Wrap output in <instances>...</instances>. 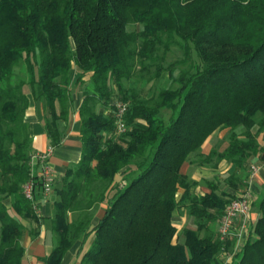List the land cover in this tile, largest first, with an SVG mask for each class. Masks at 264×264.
<instances>
[{"label": "trees", "instance_id": "16d2710c", "mask_svg": "<svg viewBox=\"0 0 264 264\" xmlns=\"http://www.w3.org/2000/svg\"><path fill=\"white\" fill-rule=\"evenodd\" d=\"M172 47L182 57L165 68ZM87 73L81 158L53 188L55 244L43 264H62L74 248L75 264H223L235 239L221 240L215 228L236 196L220 190L218 177L208 193L191 194L195 183L181 168L215 131L227 132L226 148L197 163L228 162L230 187L244 188L249 165L264 164V0H0V264H28L21 220L37 222L23 194L30 179L40 187L31 176L28 95L44 103L57 146L71 83ZM165 75L169 85L151 95L125 86ZM117 100L128 105L120 134ZM181 208L195 229H177ZM258 211L232 264H264V195Z\"/></svg>", "mask_w": 264, "mask_h": 264}, {"label": "crops", "instance_id": "0c3cea01", "mask_svg": "<svg viewBox=\"0 0 264 264\" xmlns=\"http://www.w3.org/2000/svg\"><path fill=\"white\" fill-rule=\"evenodd\" d=\"M92 73H87L82 77L80 84H74V70H72L71 78L72 84V105L70 107L68 120L58 119L56 121L57 132L60 135V143L57 146H52L45 130V122L49 119L47 110L42 101H35L32 95H28V107L25 112V122L28 125L30 136L32 154L49 152L47 158V165L55 174L56 185L63 177L67 168L77 164L81 158L82 142H81V119L79 115V107L83 102L84 92L86 90L92 92L90 78ZM54 109L56 115L59 116L62 112V103L59 99L54 101ZM95 111L102 109V104L96 101L93 105ZM108 110L102 111L107 113ZM223 131H215L203 143L198 154L192 155L190 159L185 162L181 168V172L186 174L195 185L191 187L190 193L200 196L209 192L207 181H213L218 177L219 181L214 182L219 184L221 191L228 194L238 196L249 192L251 195V211L248 218L244 221L238 219L234 225L236 232H241L240 241H233L230 249H227L222 254L223 264H232L233 256L240 250L243 243L249 237L254 236V227L259 217L258 205L264 195V164L251 163L247 170V176L244 179L245 187L235 190L224 182L226 176L232 171L230 164L225 160L213 162L209 164H198L199 156H206L211 150L222 152L226 148L227 143H223V138L226 136ZM31 176L33 178L38 176L41 164H31ZM252 167L254 170H252ZM116 180H120L117 177ZM240 188V187H239ZM180 193L178 197H180ZM57 196L52 191L49 195H45L41 188L35 184L32 190V206L37 219V222L32 219H22L24 225V234L21 239V245L25 250V259L28 264H43V259L51 254L53 245L55 244L54 237L50 234V219L53 214V202ZM15 201L14 196H10L4 201L7 207H10ZM184 210V208L178 209ZM174 220V217H173ZM176 225V224H175ZM177 227V225H176ZM217 228V224H216ZM215 228V229H216ZM217 230V229H216ZM238 242V243H237ZM88 245V243H86ZM76 248L69 251L62 261V264H75Z\"/></svg>", "mask_w": 264, "mask_h": 264}, {"label": "built area", "instance_id": "2783aa9c", "mask_svg": "<svg viewBox=\"0 0 264 264\" xmlns=\"http://www.w3.org/2000/svg\"><path fill=\"white\" fill-rule=\"evenodd\" d=\"M127 107V102H116L115 104L114 119L116 125V132L118 134L123 133L125 131L126 124H124L123 118L127 111ZM48 156L49 152L35 153L31 156L30 159L31 164H34L35 162L41 164V168L36 179L40 183V188L45 195H49L53 191V188L56 184L55 174L47 165ZM252 170H254L253 167ZM34 186V179H30L23 186V194L26 199L32 200V190ZM250 211L251 195L249 192H246L243 195L238 196V198L236 197L235 199L230 201L225 206L217 222L216 229L220 239L224 241L228 238H234L236 241H240L242 233L236 232L234 230V225L236 221H238V219L245 221L248 218Z\"/></svg>", "mask_w": 264, "mask_h": 264}, {"label": "rangeland", "instance_id": "374dc122", "mask_svg": "<svg viewBox=\"0 0 264 264\" xmlns=\"http://www.w3.org/2000/svg\"><path fill=\"white\" fill-rule=\"evenodd\" d=\"M139 29V26H129L128 30L129 31H134ZM165 61H164V66L166 68L167 65H169L170 63H173L174 61L180 59L182 57L181 52L179 51V49L177 47H172L171 51L165 55ZM178 71L175 72V76H177ZM169 85V80L167 75H165L162 80L160 81H153L150 82L148 84H144L142 83L140 85H137L135 83H126V87L129 89H133L136 88L135 92H137V94H139V96H144V95H151L156 93L159 89L161 88H166ZM117 102H121L120 100H117ZM226 133L225 137L223 138V143H227V132L223 131V133ZM260 140V138H259ZM227 145V144H226ZM220 184V183H219ZM174 217L173 223L177 225V229L179 231H181L184 228H190V229H195V225L193 224V220L188 216V212L187 210H176L174 212V215L172 216ZM218 222V221H217ZM217 224V223H216ZM217 231V230H216ZM202 235V234H201ZM88 248V245L86 244L84 247V251Z\"/></svg>", "mask_w": 264, "mask_h": 264}]
</instances>
